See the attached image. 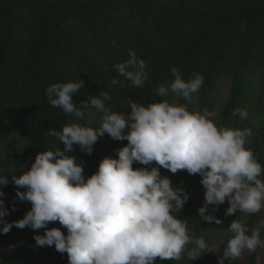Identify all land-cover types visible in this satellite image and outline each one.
<instances>
[{
    "label": "trees",
    "instance_id": "16d2710c",
    "mask_svg": "<svg viewBox=\"0 0 264 264\" xmlns=\"http://www.w3.org/2000/svg\"><path fill=\"white\" fill-rule=\"evenodd\" d=\"M129 50L148 64L149 79L139 88L113 67L128 59ZM172 68L185 79L196 73L203 76V85L192 98L179 100L189 110H211L218 79L230 81L218 121L222 126L251 129L246 147L264 166V0H0V174L11 181L12 175L31 167L39 152L64 150L63 142L48 133L60 131L74 117L50 105L45 90L51 84L84 80L83 87L73 93L77 106L104 90L112 98L106 103L113 110L130 113V100L162 101L157 89L174 80ZM114 78L121 83L112 84ZM173 98V93L166 97ZM238 108L247 110V119L233 115ZM101 118L92 110L80 122L96 127ZM127 143L105 134L91 155L81 152L79 145L67 154L77 157L78 163L84 161L88 177L105 156L117 157V149ZM154 166L159 167L155 162L133 164L134 168ZM160 171L190 194L178 215L217 252H206L192 262L186 249L180 261L157 258L156 264H218L226 237L218 242L209 236H222L234 220L242 221L243 213L225 215L226 201L208 209L222 223L202 220L198 213L205 191L201 176L186 170L173 174L162 167ZM0 189L10 210L6 219L23 218L31 204L17 198V186L10 182ZM13 205L15 211H11ZM48 227H61L67 235L58 221ZM37 231L43 234L44 229ZM35 234L29 227L15 226L7 234L0 233V264H68L67 254L54 246H37ZM232 264H264L261 249L242 254Z\"/></svg>",
    "mask_w": 264,
    "mask_h": 264
},
{
    "label": "clouds",
    "instance_id": "9594fccd",
    "mask_svg": "<svg viewBox=\"0 0 264 264\" xmlns=\"http://www.w3.org/2000/svg\"><path fill=\"white\" fill-rule=\"evenodd\" d=\"M113 67L134 87H142L149 79L148 64L134 50ZM171 74L174 80L157 89L162 101L143 104L130 100V113L113 110L106 103L112 98L104 90L77 106L73 93L83 87L84 80L48 86L45 91L50 105L74 117L60 131L48 133L65 148L39 152L31 167L19 176L12 175L11 181L0 174V185L13 183L17 198L31 204L23 218L10 222L0 189V233H9L14 226L29 227L36 233L37 246H54L57 252L67 254L68 264H156L157 258L178 262L186 249L193 262L206 252H217L215 245L203 234L194 235L188 220L178 215L190 194L174 186L170 177L162 176L161 167L173 174L186 170L201 176L205 191L198 213L202 220L222 223L208 209L226 201L225 215L237 210L253 215L264 210V166L246 147L251 129L222 126L216 110H189L179 100H190L203 85V76L196 73L185 79L176 68ZM111 83L121 81L114 78ZM169 93L175 96L171 101L166 99ZM92 110L102 114L96 127L80 122ZM233 115L247 119L248 112L238 108ZM105 134L128 143L117 149V157L105 156L98 169L86 177L84 161L78 163L77 157L67 153L79 145L81 152L91 155ZM134 162L145 166L155 162L159 167L134 168ZM56 221L67 229V235L61 227H48ZM40 229L43 234L37 231ZM228 229L233 235L218 264H232L245 251L264 249V220L249 229L236 219Z\"/></svg>",
    "mask_w": 264,
    "mask_h": 264
},
{
    "label": "rangeland",
    "instance_id": "374dc122",
    "mask_svg": "<svg viewBox=\"0 0 264 264\" xmlns=\"http://www.w3.org/2000/svg\"><path fill=\"white\" fill-rule=\"evenodd\" d=\"M229 88H230V81L225 77H220L215 87L216 101L213 103L211 110H216L219 113L220 109L223 107L224 103L228 99ZM173 99H168V100L171 101ZM196 99L197 98L195 97V100ZM261 220H264V210H261V212L253 215H249L245 213H243L242 215V222H244L249 229L256 227ZM261 234H262V238H264V229L261 230ZM232 235L233 234L229 231V229H227L222 236L216 237L210 235L209 238L210 240L219 242L225 240L226 237V241H228L232 237ZM247 252L248 251H245L244 253ZM261 255L264 258V249H261Z\"/></svg>",
    "mask_w": 264,
    "mask_h": 264
}]
</instances>
